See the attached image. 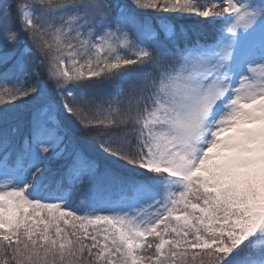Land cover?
<instances>
[{
	"label": "snow or ice",
	"instance_id": "snow-or-ice-1",
	"mask_svg": "<svg viewBox=\"0 0 264 264\" xmlns=\"http://www.w3.org/2000/svg\"><path fill=\"white\" fill-rule=\"evenodd\" d=\"M0 264H264V0H0Z\"/></svg>",
	"mask_w": 264,
	"mask_h": 264
}]
</instances>
